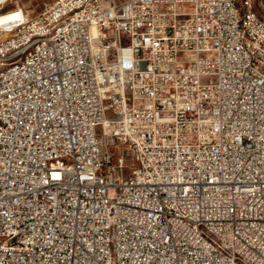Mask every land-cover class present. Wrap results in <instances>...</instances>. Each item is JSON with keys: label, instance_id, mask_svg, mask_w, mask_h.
Wrapping results in <instances>:
<instances>
[{"label": "built area", "instance_id": "built-area-1", "mask_svg": "<svg viewBox=\"0 0 264 264\" xmlns=\"http://www.w3.org/2000/svg\"><path fill=\"white\" fill-rule=\"evenodd\" d=\"M9 1L0 61L27 46L14 38L30 18L80 0L35 15ZM0 264H264V27L249 1H98L40 33L28 67L0 76Z\"/></svg>", "mask_w": 264, "mask_h": 264}, {"label": "bare ground", "instance_id": "bare-ground-1", "mask_svg": "<svg viewBox=\"0 0 264 264\" xmlns=\"http://www.w3.org/2000/svg\"><path fill=\"white\" fill-rule=\"evenodd\" d=\"M70 1V0H63ZM98 1L108 0H80L74 2L71 8H65L62 14L55 15L50 21L47 19L31 18L29 27L31 32H20V35L15 36L14 45L24 46V50L17 52L14 55V46H6V54L0 61V76H7L12 73V67L16 65V72H23L29 65V60L34 53L37 52V44H40V33L51 34L61 32L72 21L75 16L84 13L85 10L97 4ZM249 1V9L252 16H256V21L264 27V13H261L259 3H264V0H229L230 7L240 8L242 3ZM242 36H249V29H242ZM30 41V44H28ZM119 92V82H111L110 93ZM217 124H208V132H216ZM174 215H181V208H174ZM219 251V238H211V244L207 248V257H215V252Z\"/></svg>", "mask_w": 264, "mask_h": 264}, {"label": "rangeland", "instance_id": "rangeland-1", "mask_svg": "<svg viewBox=\"0 0 264 264\" xmlns=\"http://www.w3.org/2000/svg\"><path fill=\"white\" fill-rule=\"evenodd\" d=\"M23 5L31 15H35L38 12L45 9V7L53 0H17ZM121 2L124 0H116ZM16 0H10L6 5V8H11L15 4ZM31 19V18H30Z\"/></svg>", "mask_w": 264, "mask_h": 264}]
</instances>
